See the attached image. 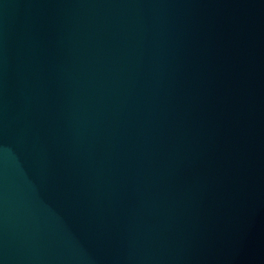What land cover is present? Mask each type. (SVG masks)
Returning a JSON list of instances; mask_svg holds the SVG:
<instances>
[{
    "label": "water",
    "instance_id": "water-1",
    "mask_svg": "<svg viewBox=\"0 0 264 264\" xmlns=\"http://www.w3.org/2000/svg\"><path fill=\"white\" fill-rule=\"evenodd\" d=\"M0 264H264V0H0Z\"/></svg>",
    "mask_w": 264,
    "mask_h": 264
}]
</instances>
